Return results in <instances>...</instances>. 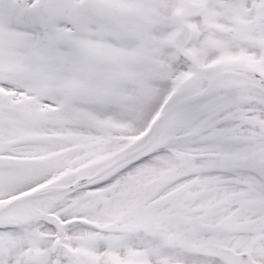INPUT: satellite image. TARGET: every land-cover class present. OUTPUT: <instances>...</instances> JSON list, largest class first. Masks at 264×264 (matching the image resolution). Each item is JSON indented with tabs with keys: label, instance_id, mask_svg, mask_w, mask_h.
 Listing matches in <instances>:
<instances>
[{
	"label": "snow or ice",
	"instance_id": "6c2138e0",
	"mask_svg": "<svg viewBox=\"0 0 264 264\" xmlns=\"http://www.w3.org/2000/svg\"><path fill=\"white\" fill-rule=\"evenodd\" d=\"M0 264H264V0H0Z\"/></svg>",
	"mask_w": 264,
	"mask_h": 264
}]
</instances>
